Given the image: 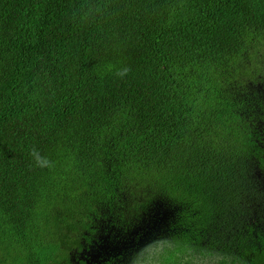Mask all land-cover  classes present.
Instances as JSON below:
<instances>
[{
  "label": "trees",
  "instance_id": "1",
  "mask_svg": "<svg viewBox=\"0 0 264 264\" xmlns=\"http://www.w3.org/2000/svg\"><path fill=\"white\" fill-rule=\"evenodd\" d=\"M263 57L264 0H0V264H57L72 229L156 204L178 245L227 249L216 232L253 209L236 108Z\"/></svg>",
  "mask_w": 264,
  "mask_h": 264
},
{
  "label": "flooded vegetation",
  "instance_id": "2",
  "mask_svg": "<svg viewBox=\"0 0 264 264\" xmlns=\"http://www.w3.org/2000/svg\"><path fill=\"white\" fill-rule=\"evenodd\" d=\"M262 61L260 71L247 81L242 106L236 108L252 147L248 158L254 168L248 169L247 176L256 184L255 195L251 197L247 189L249 197L245 196V203L253 209L237 215L241 227L232 225L216 232V239H221V246L227 249L217 244L211 248L201 243L224 264H264V57ZM232 219L233 212L229 223ZM178 231L188 232L184 225L177 226L169 207L156 204L135 226L125 231L110 226L108 222L80 233L72 229L56 251V261L57 264H126L128 254L153 236L178 238ZM235 234L239 236L235 237Z\"/></svg>",
  "mask_w": 264,
  "mask_h": 264
},
{
  "label": "clouds",
  "instance_id": "3",
  "mask_svg": "<svg viewBox=\"0 0 264 264\" xmlns=\"http://www.w3.org/2000/svg\"><path fill=\"white\" fill-rule=\"evenodd\" d=\"M130 68L125 64L108 63L99 70L98 76L102 79L105 75L112 74L120 79L125 78ZM32 164L36 168L51 169L54 162L42 155L39 149L32 147L29 150ZM176 237L155 235L144 244L131 251L127 256L126 264H224V261L210 249L199 246L189 249L176 243Z\"/></svg>",
  "mask_w": 264,
  "mask_h": 264
},
{
  "label": "rangeland",
  "instance_id": "4",
  "mask_svg": "<svg viewBox=\"0 0 264 264\" xmlns=\"http://www.w3.org/2000/svg\"><path fill=\"white\" fill-rule=\"evenodd\" d=\"M10 263H12V262H10Z\"/></svg>",
  "mask_w": 264,
  "mask_h": 264
},
{
  "label": "water",
  "instance_id": "5",
  "mask_svg": "<svg viewBox=\"0 0 264 264\" xmlns=\"http://www.w3.org/2000/svg\"><path fill=\"white\" fill-rule=\"evenodd\" d=\"M165 215V214H164Z\"/></svg>",
  "mask_w": 264,
  "mask_h": 264
}]
</instances>
